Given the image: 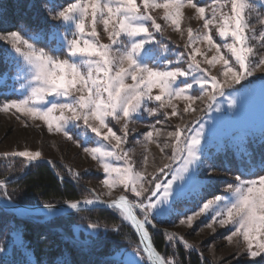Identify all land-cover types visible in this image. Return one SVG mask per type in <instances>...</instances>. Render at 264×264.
<instances>
[{
    "label": "snow or ice",
    "instance_id": "snow-or-ice-1",
    "mask_svg": "<svg viewBox=\"0 0 264 264\" xmlns=\"http://www.w3.org/2000/svg\"><path fill=\"white\" fill-rule=\"evenodd\" d=\"M30 6L42 11L43 26L21 18L12 26L13 30L0 33V42L5 44L0 48V63L14 72L17 82L23 81L20 83L23 98L3 103L0 111H14L28 120H40L49 132L63 133L69 140L73 136L68 126L81 127L82 122L84 142L92 139L88 136L90 131L97 145L84 147L83 151L102 169L106 194L111 196L118 187L122 191L115 199H103L94 189L86 188L91 198L67 201L68 207L79 211L84 206L104 205L117 216L119 222L111 226L88 224L93 240H100L109 232L119 236L125 222L135 229L138 235L135 247L115 264H180L175 250L167 257L155 249L149 228L160 231L156 221L176 215L175 206L193 189L197 196L204 192L207 185L200 180L202 172L205 179H214V156L207 150L204 126L185 123L167 132L172 140L171 155L167 156V163L149 174L146 172L149 157L143 158L145 170L138 171L133 149L125 147L130 134L129 121L141 118L143 113L150 117L160 113L168 120L183 119L185 114L198 111L196 101L210 109L217 96H224L225 89L233 85L246 89L259 80L264 87V12L260 11L264 9V0H224L223 3L212 0L210 5H202L199 0H163L162 3L160 0H139V3L137 0H74L66 6L64 0H38ZM185 7L195 10L202 27L195 31L187 27L185 51L172 53L175 60L168 59L162 52L170 50L159 45L155 36L156 33L163 36L164 27L152 12L163 9L164 24L183 35ZM226 7L227 13L223 10ZM253 12L259 25L258 34L251 23ZM98 25H102L108 43L100 39ZM214 29L224 41L222 45L213 39ZM201 43L207 44L208 51L214 49V54L208 56L202 51ZM183 63L187 64L186 68L178 66ZM217 64L220 67L213 75L211 69ZM257 72L262 75L257 77ZM7 75V71L0 73V79ZM193 91L199 95H192ZM177 100L184 102L182 111L174 102ZM150 102H157L158 106L147 107ZM229 103L231 106L235 101ZM166 109L170 111L161 112ZM196 123L195 119L191 121L192 125ZM115 125L121 126L114 130ZM152 129L143 135L147 143H156L154 137L161 135L160 128L153 125ZM261 135L264 137V128ZM248 139V135H243L238 143L239 151L245 156L249 155ZM74 142L80 146L79 140ZM158 147L165 154L169 145L165 142ZM41 156L40 150L30 149L0 153L5 160L19 157L27 164ZM69 172L79 180L78 172L73 169ZM5 188L6 182L0 180V189ZM3 209L14 214L21 211L10 197ZM137 211L142 218H138ZM209 213L211 220L207 228L215 233L217 227L231 226L225 239L231 243L233 238H239L237 243L242 240L243 254L264 261V161L258 166H248L234 177L233 183L227 184L224 195L212 194L198 210L185 213L179 223L191 228L199 217ZM44 214L54 217L55 207L44 205ZM164 234L169 245L175 241L187 250L196 251L183 236L166 230ZM6 255L7 248L0 246V256L6 259ZM54 264L73 262L59 259ZM83 264L94 262L85 260Z\"/></svg>",
    "mask_w": 264,
    "mask_h": 264
},
{
    "label": "trees",
    "instance_id": "trees-1",
    "mask_svg": "<svg viewBox=\"0 0 264 264\" xmlns=\"http://www.w3.org/2000/svg\"><path fill=\"white\" fill-rule=\"evenodd\" d=\"M64 2L66 6L74 0H64ZM36 3L38 0H0V33L13 30L12 26L21 18L29 20L34 25L43 26L42 11L30 6ZM4 47L5 44L0 42V48ZM6 71L7 77L0 79V105L16 97L15 91L8 87L9 79L14 72L0 63V73ZM247 148L248 156L241 152L237 153L231 146L219 147L217 151L211 148L216 170L224 174L238 175L248 166H258L264 161V137L261 131L249 136ZM49 160L52 162L53 169L46 162L28 165L23 158L5 160L0 157V180L6 182L7 196L19 204H58L91 198L92 194L85 189H94V187L88 182L102 177V174L83 173L77 181L69 172V168L72 169V167H69L63 159L50 158ZM230 181L227 177H219L216 184L205 182L207 187L200 196L195 195V200L180 201L175 206L176 215L164 221L157 220L160 231L149 228L156 249L167 257H171L175 250L178 252L175 258L180 261V264H228L231 254L224 255L215 250L209 254L207 249L202 248L201 241L191 240L188 232L192 229L182 232L177 229L176 224L185 213H190L189 210L197 209L199 201L210 199L212 194H223L220 188ZM95 192L106 199L101 192L97 190ZM0 194L6 196L3 189H0ZM182 209L184 211H181ZM137 214L142 218L138 211ZM36 217L43 218L42 215ZM118 222L117 216L110 209H86L44 222H35L18 218L0 207V246L7 248L6 259L0 256V264H54L59 259H67L73 264H83L85 260H90L94 264H115L119 260L114 257L116 251L135 247L138 237L133 228L125 222L119 236L109 232L100 240H93L89 236L91 230L87 228V225L98 223L111 226ZM197 223L199 222L196 221L194 226H197ZM165 230L168 233L183 236L196 251L187 250L175 241L172 245L166 243ZM240 254L242 255V253L236 255ZM257 262L241 264H257Z\"/></svg>",
    "mask_w": 264,
    "mask_h": 264
},
{
    "label": "rangeland",
    "instance_id": "rangeland-1",
    "mask_svg": "<svg viewBox=\"0 0 264 264\" xmlns=\"http://www.w3.org/2000/svg\"><path fill=\"white\" fill-rule=\"evenodd\" d=\"M139 3V0H137ZM162 3L163 0H160ZM202 5H210L212 0H199ZM219 3H223L224 0H218ZM226 13L229 11V8L226 7L223 9ZM163 9L157 8L154 9L152 14L157 17V22L162 24L164 27V35L161 36L159 33H156V41L161 46H166L170 51H163L162 55L168 57V59L175 60V56L172 55L174 52H182L185 51V44L187 42V27L191 26L194 31L199 30L202 27V21L199 20L195 15V10L185 7L184 17L182 20V29L183 35L180 32L175 31L171 26L164 24L161 19L163 15ZM260 11L264 12V9H260ZM252 25L257 28V34L259 32V25L255 19V12L252 14ZM97 31L100 33V39L104 43H108L107 35L102 30V25L97 26ZM213 39L216 43L223 44V40L215 33V29L213 30ZM230 42V40H229ZM250 43L254 44V41H250ZM200 48L202 51H206L208 56L214 54V49L212 51H208V46L206 43H201ZM258 47V45H257ZM222 51L225 52V55H229L225 49L222 48ZM201 59L200 57H197ZM180 67H187L186 63L178 65ZM219 64L216 65V68H212V74H216V69L219 68ZM262 74L260 72L256 73V76L259 77ZM14 74L9 79V88H12L15 91L16 97L9 99L6 102L12 100H18L23 98L20 95V92L23 91L20 89V83L23 81L17 82L13 78ZM252 79V78H249ZM131 81H129L130 83ZM244 82L241 81V84ZM155 91V90H154ZM192 95H199V92L193 91ZM230 101H235V104L230 106ZM178 108L182 111L184 107V102L182 100L174 101ZM5 103V102H4ZM213 106L209 109L206 108L201 101H196V105L198 106V111L196 113H188L185 114L183 119L179 117H172L171 120L166 119L160 113H157L154 117H150L147 113H143L141 118H134L129 121V140L126 148L133 149V159L137 162V170L143 171V158L145 155L149 157L148 165L146 168L147 173L155 172L156 168L162 166L164 163H167V156L171 155V144L172 140L167 136V132L175 131L177 125L183 126L185 123H189L193 127H198L200 124L204 126L205 137L207 140V150L212 153L213 151H217L219 147L223 146H231L233 147L237 153H240L238 148L239 138L243 135H253L261 131L264 128V87H261V83L259 80L256 81L254 86L248 87L246 89H241V85H233L231 88L225 89L224 96H217L216 100L212 102ZM2 105V104H1ZM158 106L157 102H150L147 104L149 108H156ZM217 108L219 111H217ZM162 111H170V109L161 110ZM20 116L18 119L17 116ZM196 120L197 123L192 125L191 121ZM157 120L161 121L160 124H157ZM115 124V122H113ZM123 121H121V125ZM27 125V126H26ZM121 125H115L114 130H118ZM155 125L156 128L161 129V135L159 137H154L156 139V143H147L143 139V135L145 132L149 130H153L152 126ZM68 129L73 136V140L67 139L63 133L49 132L47 130L46 124H44L40 120H28L23 117L22 114H14V111L3 112L0 111V153L3 152H11L16 150H40L42 153L41 158L38 160H45L50 158L55 159H63L67 165L72 167L75 172H78L81 177L83 173H93V174H102V177L98 179L91 180L88 182L89 185L94 187L95 190L101 192V194L106 199H114L118 195L121 194L122 189L119 187L113 189L112 195L108 196L107 189L102 184V180L104 179V175L102 173V169L98 163L91 158L90 155L86 154L83 151L84 147H95L97 146L94 139V134L90 131L88 132V136L92 137L88 143L84 142V137L81 135L83 132L82 122L81 127H74L72 125L68 126ZM134 130V131H132ZM119 134V132H117ZM76 140L80 141V146H77V143L74 142ZM137 141H140L137 143ZM165 142L168 143L169 147L165 149V154L160 152L159 145H163ZM147 143V151H145V144ZM211 148H213L211 150ZM19 158V157H18ZM175 168L176 165H173ZM70 169V168H69ZM214 179L207 180L205 179V173H201L200 180L204 184L205 182H213L216 184L217 179L219 177H227L231 180L228 184L234 182V174H224L220 171H215ZM170 178V177H168ZM247 178V177H246ZM227 186V185H226ZM226 186H222L220 189L224 192ZM4 193L7 196V192L5 189ZM196 190L193 189L189 196L184 199L186 200H195ZM5 196V197H6ZM132 199V197H129ZM202 201H199V206L202 205ZM197 209L189 210V214L192 211H196ZM181 211H184L182 209ZM211 220V213L208 215H202L192 225L191 228L187 225H181L179 222L176 224L178 230L182 232L189 231L190 238L193 241H201V245L203 249H207L209 254L212 253V250L219 252L221 254H231L230 261L228 264H235L238 262L241 263H249V262H261L260 264H264V261L261 260L260 257H251L243 254L244 245L242 240L237 243L239 238H233V241L229 243L225 237L230 234V227L219 228L215 233L211 231V229L207 228L206 225ZM234 230V229H233ZM132 249L125 248L120 249L115 252L114 257L121 259L122 255L126 253V251H131ZM214 251V252H215ZM238 253H242V255H236Z\"/></svg>",
    "mask_w": 264,
    "mask_h": 264
},
{
    "label": "water",
    "instance_id": "water-1",
    "mask_svg": "<svg viewBox=\"0 0 264 264\" xmlns=\"http://www.w3.org/2000/svg\"><path fill=\"white\" fill-rule=\"evenodd\" d=\"M36 162H46V163L49 164L50 168L53 169L52 162L49 159L36 160V161L31 162V164L32 163H36ZM31 164H28V165H31ZM7 198H9V197L8 196L5 197V196H2L0 194V207L1 208H3V204L5 203ZM16 205L21 210L19 213H15V215L18 218H22V219H25V220H28V221H35V222H38V221L39 222H44V221L49 220V219L54 218V217L65 216V215L72 214V213L79 212V211L86 210V209H96V208L107 209L104 205H98V206H84L78 211L76 209L69 208L67 203L64 202V203L52 204L55 207V209H56V215L54 217L48 218L44 214V205H46V204H19V203H16ZM9 213H12V212H9ZM12 214H14V213H12ZM38 215H42L43 218L36 217ZM137 216H138V218H140L138 214H137ZM127 224H129V223H127ZM158 229H160V228H158ZM133 230L135 231L134 228H133ZM137 237H138V235H137ZM154 247H155V245H154ZM155 249H156V247H155Z\"/></svg>",
    "mask_w": 264,
    "mask_h": 264
}]
</instances>
